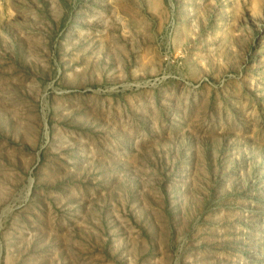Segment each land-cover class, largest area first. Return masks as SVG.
<instances>
[{
  "label": "rangeland",
  "instance_id": "obj_1",
  "mask_svg": "<svg viewBox=\"0 0 264 264\" xmlns=\"http://www.w3.org/2000/svg\"><path fill=\"white\" fill-rule=\"evenodd\" d=\"M0 264H264V0H0Z\"/></svg>",
  "mask_w": 264,
  "mask_h": 264
}]
</instances>
